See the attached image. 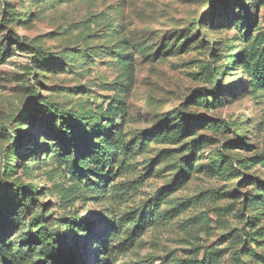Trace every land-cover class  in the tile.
<instances>
[{"label":"rangeland","instance_id":"374dc122","mask_svg":"<svg viewBox=\"0 0 264 264\" xmlns=\"http://www.w3.org/2000/svg\"><path fill=\"white\" fill-rule=\"evenodd\" d=\"M46 103L102 125L105 182ZM4 204L0 264L41 225L73 264H264V0H0Z\"/></svg>","mask_w":264,"mask_h":264},{"label":"trees","instance_id":"16d2710c","mask_svg":"<svg viewBox=\"0 0 264 264\" xmlns=\"http://www.w3.org/2000/svg\"><path fill=\"white\" fill-rule=\"evenodd\" d=\"M45 63L46 61L41 60L40 63ZM216 75L219 74V71H214ZM46 108L49 111V115L52 118H55L59 123V139L66 145L65 149L69 150V152H73L74 157L81 156L79 160L74 158L69 161V168L72 172L79 174L83 178H88V173L92 172L95 176H98L102 179V182H105L108 178H110V171H106V168L111 165L110 157L111 151L107 149V144L102 143L100 140L103 138L104 131L102 125L94 126L92 128L82 127L81 125L85 122V119L79 116H75L73 114L61 111L56 109L52 104L46 103ZM52 126V124H49ZM236 134V133H235ZM16 144L15 148H19L21 146L22 140L25 138L22 133L21 128L19 131H16ZM235 142H241L240 137L236 136ZM81 143L84 145V149L78 145ZM87 157L88 164L92 165V167H87L89 165L84 164V158ZM102 186H99L98 190L104 191ZM101 191V192H102ZM16 195L20 197V203H25L26 198L31 197L34 198L36 187L33 183L21 184L16 187ZM36 200L35 198L33 199ZM7 211V205L0 206V215H5ZM41 213H45L41 208ZM43 215L39 214L33 219L34 225H39L43 222ZM78 221L74 220L71 222L72 225H77ZM8 225H6L7 227ZM90 226V225H86ZM138 228V227H137ZM4 228L0 226V232L2 233ZM37 239L40 243V249H36V247L31 246L33 241H25L27 238L23 237V244L28 245L26 251L29 254L36 253L37 258L31 260L28 264H73V261L66 262L65 253L59 251V247L56 241V235L51 230L48 229L45 225H41L38 228ZM137 235V233H136ZM134 234L129 237L128 240L131 242L134 241ZM106 253V249L102 248L101 252H98L96 255V260L94 264H106V260L103 255ZM103 254V255H102Z\"/></svg>","mask_w":264,"mask_h":264}]
</instances>
